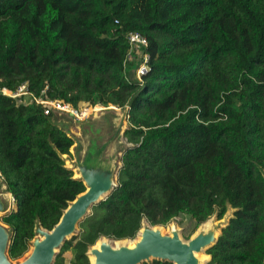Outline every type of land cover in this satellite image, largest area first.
<instances>
[{"label":"trees","instance_id":"trees-1","mask_svg":"<svg viewBox=\"0 0 264 264\" xmlns=\"http://www.w3.org/2000/svg\"><path fill=\"white\" fill-rule=\"evenodd\" d=\"M148 42L149 72L134 77L128 35ZM78 108H125L129 142L120 187L81 225L64 253L89 264L101 236L134 238L144 217L198 224L239 209L210 253L216 264H264V0H0V91ZM45 109L0 94V173L14 199L3 221L22 257L35 220L52 229L84 192L63 154L73 141ZM160 264V263H156Z\"/></svg>","mask_w":264,"mask_h":264},{"label":"water","instance_id":"water-1","mask_svg":"<svg viewBox=\"0 0 264 264\" xmlns=\"http://www.w3.org/2000/svg\"><path fill=\"white\" fill-rule=\"evenodd\" d=\"M137 81V77H134ZM140 81V80H138ZM134 99L123 108H103L86 120L77 121L71 114L54 112L50 124L73 141L68 154H63L49 139L50 145L64 162L63 168L73 174L71 180L82 183L84 192L68 202L59 222L50 230L37 216L34 238L29 250L13 259L10 249L14 228L3 221L13 210L14 199L7 182L0 173V264H56L67 242L81 233L80 225L93 215V208L106 201L120 187L119 174L123 156L136 145L129 142V113ZM264 178V168L257 166ZM239 209L229 202L219 218V210L203 222L189 240L183 238V229L177 219L167 226H152L146 217L134 238L117 240L101 236L88 247L86 257L90 264H208L212 256L207 252L219 243Z\"/></svg>","mask_w":264,"mask_h":264},{"label":"built area","instance_id":"built-area-1","mask_svg":"<svg viewBox=\"0 0 264 264\" xmlns=\"http://www.w3.org/2000/svg\"><path fill=\"white\" fill-rule=\"evenodd\" d=\"M128 39L132 47V50H131L132 53L138 49H142L144 50V52L146 51L148 47V42L141 34L131 33L128 35ZM148 61H149V56L145 52L142 58V64L136 72V77L140 81L149 72V67L147 65ZM0 94L9 96L14 99H19L20 102L23 104L41 105L44 107L45 115L47 116H52L54 112H64L67 114H71L72 117L77 121L86 120L89 116H91L92 114H94L96 111L99 110L98 106L90 105L89 107H90L91 112H87V109L82 110L79 107L74 108L72 105L64 103L59 100L50 101L46 98L45 91L39 97H35L32 93L28 91L26 84L21 85L16 92H11L6 89H3L2 91H0Z\"/></svg>","mask_w":264,"mask_h":264},{"label":"rangeland","instance_id":"rangeland-1","mask_svg":"<svg viewBox=\"0 0 264 264\" xmlns=\"http://www.w3.org/2000/svg\"><path fill=\"white\" fill-rule=\"evenodd\" d=\"M144 50H142V49H138V50H135L134 52H133V54L131 55V57H130V61H131V64H137V63H139V61H141L142 60V58H143V56H144ZM90 105L89 104H80L79 105V108H81L82 110H86L87 109V112H91V110H90V107H89ZM98 106V108H99V110L102 108H105V107H103V106H101V105H97ZM114 107V106H113ZM113 107H111V108H113ZM13 208H14V204H13ZM182 218L183 219H178L179 221H180V223H181V225L183 226V227H185L186 229H187V234H189L190 233V231H192L193 230V228H194V222H192L189 218H187L186 216H182ZM177 220V222H178V224H179V221ZM179 226H180V224H179ZM185 239V238H184ZM73 250H69L68 252H66L65 254H64V256H65V258L67 257V264H70L71 263V261L73 260V253L75 252V251H73Z\"/></svg>","mask_w":264,"mask_h":264},{"label":"flooded vegetation","instance_id":"flooded-vegetation-1","mask_svg":"<svg viewBox=\"0 0 264 264\" xmlns=\"http://www.w3.org/2000/svg\"><path fill=\"white\" fill-rule=\"evenodd\" d=\"M186 217L189 218L192 222H194V228H193L192 231H190L189 234H187V229H186L185 227H183V226L181 225L180 221L178 220V219H180V218L183 219L182 216L179 217V218H177V220L179 221L180 227L183 229V233H182L183 238H185V240H189V239L192 237V235L196 232V230L199 228V226H200L203 222L200 223V224H198L197 221L194 220L193 218H191V217H189V216H186ZM219 218H220V217H219ZM205 222H206V221H205ZM168 224H169V223H168ZM168 224H166V225H156V226H167ZM152 226H153V225H152ZM95 243H96V242H95ZM95 243H94V244H95ZM94 244H93V245H94ZM93 245H88V246H87V249H88V247L93 246ZM70 249L73 250V251H75V249H73V248H70ZM70 249H69V250H70ZM69 250H67L66 252H68ZM73 251H72V252H73ZM66 252H65V253H66ZM65 253H64V254H65ZM76 254H77V253H76V251H75V252L73 253V256H74V257H73V260L71 261L70 264H72L73 262H76ZM207 254L212 256V260H211V262L208 263V264H216V263L213 262V255L210 253V251H208ZM64 257H65V256H64ZM66 259H67V257H66ZM156 263H159V262H156V261L153 262V264H156ZM89 264H90V262H89ZM144 264H146V263H144ZM160 264H162V263H160ZM166 264H169V263H166Z\"/></svg>","mask_w":264,"mask_h":264}]
</instances>
